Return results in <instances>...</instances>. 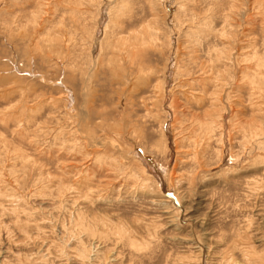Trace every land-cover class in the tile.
Returning <instances> with one entry per match:
<instances>
[{
    "label": "rangeland",
    "instance_id": "1",
    "mask_svg": "<svg viewBox=\"0 0 264 264\" xmlns=\"http://www.w3.org/2000/svg\"><path fill=\"white\" fill-rule=\"evenodd\" d=\"M0 264H264V0H0Z\"/></svg>",
    "mask_w": 264,
    "mask_h": 264
},
{
    "label": "bare ground",
    "instance_id": "2",
    "mask_svg": "<svg viewBox=\"0 0 264 264\" xmlns=\"http://www.w3.org/2000/svg\"><path fill=\"white\" fill-rule=\"evenodd\" d=\"M100 142V141H99Z\"/></svg>",
    "mask_w": 264,
    "mask_h": 264
}]
</instances>
